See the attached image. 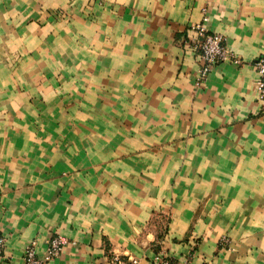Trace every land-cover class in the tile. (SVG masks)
<instances>
[{
  "label": "crops",
  "instance_id": "1",
  "mask_svg": "<svg viewBox=\"0 0 264 264\" xmlns=\"http://www.w3.org/2000/svg\"><path fill=\"white\" fill-rule=\"evenodd\" d=\"M261 56L264 0H0V264H264Z\"/></svg>",
  "mask_w": 264,
  "mask_h": 264
},
{
  "label": "built area",
  "instance_id": "2",
  "mask_svg": "<svg viewBox=\"0 0 264 264\" xmlns=\"http://www.w3.org/2000/svg\"><path fill=\"white\" fill-rule=\"evenodd\" d=\"M206 16H203L202 21L195 23L189 29L191 32L188 39V45L198 62L196 82H202L206 79L211 68L224 61H230L234 64H240L242 60L230 51L225 43L224 37L220 33L209 32L205 27ZM253 65L257 72V92L258 98L262 102L264 110V56L254 60ZM226 238L222 239V245H225ZM36 240H32L24 249L23 260L24 264H43L44 262L56 257L65 245V240L60 235H52L47 239L45 255L40 258L36 253ZM4 238L0 235V254L3 251ZM132 264L137 263V259L131 258ZM155 264H188V260L183 259L178 261L170 257L164 250L160 249L154 256ZM110 264H125V260L114 255L110 257Z\"/></svg>",
  "mask_w": 264,
  "mask_h": 264
}]
</instances>
